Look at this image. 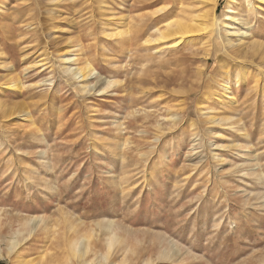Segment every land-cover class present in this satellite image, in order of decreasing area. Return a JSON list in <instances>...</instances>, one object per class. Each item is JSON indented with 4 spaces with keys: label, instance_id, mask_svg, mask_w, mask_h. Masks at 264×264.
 Wrapping results in <instances>:
<instances>
[{
    "label": "rangeland",
    "instance_id": "obj_1",
    "mask_svg": "<svg viewBox=\"0 0 264 264\" xmlns=\"http://www.w3.org/2000/svg\"><path fill=\"white\" fill-rule=\"evenodd\" d=\"M140 1L0 0L3 253L38 218L0 264H264V64L204 37L135 41L140 16L180 6ZM230 10L264 44V2L220 0L216 17ZM83 65L90 78L68 71Z\"/></svg>",
    "mask_w": 264,
    "mask_h": 264
},
{
    "label": "bare ground",
    "instance_id": "obj_2",
    "mask_svg": "<svg viewBox=\"0 0 264 264\" xmlns=\"http://www.w3.org/2000/svg\"><path fill=\"white\" fill-rule=\"evenodd\" d=\"M58 1L60 3L61 0H58ZM177 1L179 2L181 7L179 6L178 8H175L174 13H169V15L161 16L160 18L158 16H156V17H158L157 19H154L155 18L154 16H153L154 18H152V16L150 18L149 15L140 16L139 23L143 22V25L142 24L138 25L135 28V37H134L135 41L144 39V43L146 45H149V46L154 45L155 46L158 42H165V41H168L171 39L172 40H175V39L184 40V41H187L190 43V42H192V40H195L197 38H200L198 40H202L203 39L202 37H204V38H207L208 40H210V42L212 41V44L216 49L219 48V44L217 43V41H222L223 50H225L224 54H226V56H228V58L232 59L233 61H236L237 63H243L244 64L247 62H249V63L254 62L256 64L255 66L257 68H260L261 65L264 64V44L261 42L260 43L253 42L252 37L247 38V36L246 37L244 36V34L245 35H248V34L252 35V33L251 32L249 33L247 31V29H248L247 27H248L249 23L247 21L248 20L247 16H245L243 13L242 14L241 13H234L233 10H230V11H228L229 13L225 15L226 16L225 20L220 21L216 17L217 16V6H218L220 0H189L190 3L188 5H186L187 3L186 4L183 3V0H177ZM262 1L264 2V0H262ZM150 4H152V3L149 0H145V1L136 2L135 4H133V7L135 10L140 11V9L149 8L151 6ZM197 5H199V6H197ZM167 16H169L170 19H172V21L166 24V23H164L165 21L163 22V20ZM244 18H246V20H244ZM226 20L230 21V25H229V28L226 29V35L223 37L221 35V32H220L221 31V25H224V22ZM161 24H166V26L162 27ZM224 38H225V40H224ZM211 47H212V45H211ZM158 48L157 47L156 48L151 47V50L157 51ZM215 48H214V50H215ZM148 49H149V47H148ZM205 50H207V49H205ZM69 53L70 52H68L66 54H69ZM216 53L217 52L210 53L211 54L210 55L209 51H207V58L210 56L216 57ZM66 54L61 55V57L63 56V58H62L63 64L68 63L72 60V58L67 57ZM256 62H258V63H256ZM236 70H237V68H236ZM68 71L72 72L73 76L76 75L82 79H85V78H88L90 76L92 69L89 67V65H83V66L76 67L74 69L69 68ZM241 76H243V75H241ZM99 81H100V79L98 78L97 79V86L99 85L98 84ZM10 84H12V85L8 86L10 89L19 90L21 88V84H19V83H15V82L11 83L10 82ZM112 85H113V83L109 82L107 84V88L111 87ZM227 90H228V87L225 86L223 91L227 92ZM224 95L226 96V94H224ZM28 119H30V118H28ZM214 119H215V117L212 116V118H210L209 120L212 122V120H214ZM228 120L221 119V121H223V122H228ZM37 219L38 218L29 219L28 223L26 224L28 229L21 228L20 230L17 231V234H18V236L21 237V239H19V237L17 236L18 237L17 239H13L11 242H7V243L5 242V244H6L5 248L7 250L6 252L3 253V251L0 247V260L5 259L6 256L10 257L12 255V252L13 253L15 252L14 250L17 248V246L20 245L22 242H24L28 238V236L32 234L33 230L36 228L37 225H33L31 223H33V221H37ZM100 227H101V229H103V232L105 231L106 233L110 234L109 235L110 238L108 239V245L110 248L113 245L114 241L119 240L122 237L119 234L120 228H116L113 225V223H110V222H106L103 224L101 223ZM86 240H87L86 238H83L81 241L75 242V246H74L72 252H74L77 255L76 256L77 258L80 257L81 259H84V256L88 253L87 251H88L89 247L86 243L87 242ZM173 252H174V250H173ZM167 256H169V251L167 252V250H165V252L163 251L159 257L161 258V257H167ZM41 261H42V257H41ZM86 262L87 261L84 260L83 264ZM39 263L41 264V262H39ZM20 264H27V262L22 261ZM42 264H52V263H51V261L46 260V262H44ZM146 264H150V262H148Z\"/></svg>",
    "mask_w": 264,
    "mask_h": 264
}]
</instances>
